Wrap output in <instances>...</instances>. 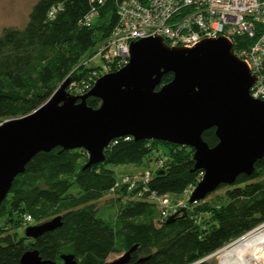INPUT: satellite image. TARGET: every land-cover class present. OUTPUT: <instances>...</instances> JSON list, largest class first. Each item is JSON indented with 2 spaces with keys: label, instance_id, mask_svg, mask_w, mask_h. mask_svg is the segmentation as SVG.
I'll use <instances>...</instances> for the list:
<instances>
[{
  "label": "trees",
  "instance_id": "16d2710c",
  "mask_svg": "<svg viewBox=\"0 0 264 264\" xmlns=\"http://www.w3.org/2000/svg\"><path fill=\"white\" fill-rule=\"evenodd\" d=\"M58 4L62 10L50 18L49 11ZM115 4L103 0L98 18L85 27L89 0H39L23 29L2 31L0 120L35 111L66 78L93 86L103 65L83 64L117 25ZM117 65L112 64L114 70ZM172 79V73L163 75L161 85ZM87 104L98 108L101 101L89 97ZM202 137L210 147L218 143L214 129ZM193 154L190 147L132 137L114 140L105 150V161L89 167L83 149L38 153L0 205V264H21L30 250L54 264H64L65 255L74 256L77 264H105L110 255L134 246L127 264H208L206 258L264 226V159L251 175H240L233 184H222L202 201L186 202L185 208L164 217L149 197L176 198L195 188L203 171H193ZM159 157L166 158L163 169L144 188L131 189L123 181L131 173L108 167L139 166L148 160L144 171ZM107 195L112 197L100 205ZM26 216L36 225L61 217L62 225L37 239L8 232L25 225Z\"/></svg>",
  "mask_w": 264,
  "mask_h": 264
},
{
  "label": "water",
  "instance_id": "95a60500",
  "mask_svg": "<svg viewBox=\"0 0 264 264\" xmlns=\"http://www.w3.org/2000/svg\"><path fill=\"white\" fill-rule=\"evenodd\" d=\"M168 73L172 81L161 85ZM255 81L223 37L190 49L169 47L157 36L133 42L128 63L97 79L88 93L69 94L70 79L64 80L38 109L0 125V205L38 153L83 149L89 167L104 162L105 150L123 137L192 148L193 171L203 177L188 203L202 201L220 185L251 175L264 159V101L250 95ZM89 97L100 106H88ZM210 129L218 139L214 147L202 137ZM61 225L56 217L27 227L25 235L37 239ZM135 249L105 264H127ZM61 258L77 264L72 255ZM20 263L54 264L36 250L24 253Z\"/></svg>",
  "mask_w": 264,
  "mask_h": 264
},
{
  "label": "built area",
  "instance_id": "2783aa9c",
  "mask_svg": "<svg viewBox=\"0 0 264 264\" xmlns=\"http://www.w3.org/2000/svg\"><path fill=\"white\" fill-rule=\"evenodd\" d=\"M89 2L90 9L82 21L85 27L92 26L103 4V0ZM62 8V4L52 7L49 17L54 18ZM115 8L118 23L93 56L110 63L111 66L103 64L104 73L110 71L115 61L118 68L124 67L128 63L130 44L140 39L157 36L169 47L190 49L203 40L223 37L256 77L250 89L251 97L264 101V0H116ZM251 39L255 40L252 44L245 42ZM165 161V157H159L151 169L125 175L123 181L131 189L144 188L151 176L163 169ZM193 190L185 194L186 200ZM149 198L164 217L186 207V200L182 202L168 194H151ZM31 223L32 217L26 216L24 224Z\"/></svg>",
  "mask_w": 264,
  "mask_h": 264
},
{
  "label": "rangeland",
  "instance_id": "374dc122",
  "mask_svg": "<svg viewBox=\"0 0 264 264\" xmlns=\"http://www.w3.org/2000/svg\"><path fill=\"white\" fill-rule=\"evenodd\" d=\"M38 1L39 0H0V35L2 34V31L5 28L13 27V28L23 29L26 26L27 22H28L29 14H30L33 6ZM91 62H93L92 63L93 65H97V66L98 65H103V64L104 65H110V63H107L106 60L104 62L100 57L94 58L93 56H91L89 59H87L84 62L83 66H85V64L91 63ZM111 64L117 65L118 63H117V61H115V62H113ZM119 69H121V67L120 68L117 67L116 70H114L113 67H112L111 69H109L110 71L107 72V73H104L102 71V74L99 75L98 79L100 77H102L103 75H105V74H108V73H111V72H115V71H117ZM67 79L68 78H66L65 80H67ZM63 82L59 83L57 85V88L59 86H61V84ZM84 84H86V83H83V81H79V80L71 81L70 80V84L67 87V92L69 94H71V95H74V96L84 95V94L88 93L92 89V87H87V85H84ZM16 118H19V117H16ZM12 119H15V118H12ZM8 120H11V119H8ZM8 120H5V121L0 120V125L3 124L4 122L8 121ZM162 147L165 150H167V148L165 146H162ZM147 161L148 160H145L144 164L143 165H139V166H135V165L111 166V165H109L108 167L113 169V170H115V171H117L118 174L131 173L132 175H137L140 172H143L142 170L144 168H146V166L148 165ZM153 162L150 163V166H149L150 169L154 165ZM201 177H203V175ZM111 197H112L111 195L105 196L100 201L99 204L100 205L104 204ZM211 197L212 196H209L207 199H210ZM176 198H179V200H181V201L182 200H186V197H184V196H177ZM189 198L186 200L187 203H188ZM194 203H197V202H194ZM33 225H36V224L35 223L25 224V225L19 227L18 229L14 230V231L10 230L8 232H10V233L14 232V233L17 234L18 238H21V237L25 236L26 228L29 227V226H33ZM235 242H233L232 244H234ZM232 244H230V245H228V246H226L224 248H228ZM223 249L219 250L217 253H215V254L209 256L208 258H206V261L208 262V264H220L219 257L221 255L220 252ZM120 256L121 255H118V254H112V255L109 256L107 261L108 262H112V261L118 259Z\"/></svg>",
  "mask_w": 264,
  "mask_h": 264
},
{
  "label": "bare ground",
  "instance_id": "6f19581e",
  "mask_svg": "<svg viewBox=\"0 0 264 264\" xmlns=\"http://www.w3.org/2000/svg\"><path fill=\"white\" fill-rule=\"evenodd\" d=\"M220 264H264V226L224 248Z\"/></svg>",
  "mask_w": 264,
  "mask_h": 264
}]
</instances>
